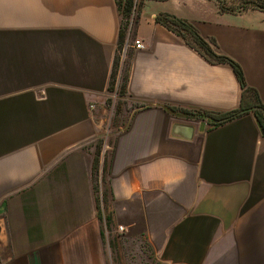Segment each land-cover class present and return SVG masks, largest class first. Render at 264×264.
Returning a JSON list of instances; mask_svg holds the SVG:
<instances>
[{"label": "crops", "instance_id": "obj_1", "mask_svg": "<svg viewBox=\"0 0 264 264\" xmlns=\"http://www.w3.org/2000/svg\"><path fill=\"white\" fill-rule=\"evenodd\" d=\"M161 13L213 40L264 102V12L144 0L124 56L134 108L101 131L116 0H0V264H115L130 237L159 264H264V135L250 110L191 115L235 111L243 91Z\"/></svg>", "mask_w": 264, "mask_h": 264}, {"label": "trees", "instance_id": "obj_2", "mask_svg": "<svg viewBox=\"0 0 264 264\" xmlns=\"http://www.w3.org/2000/svg\"><path fill=\"white\" fill-rule=\"evenodd\" d=\"M118 11L121 15V28L119 34L118 49H122L127 43V35L130 29V18L133 10H136L135 0H116ZM244 10L256 9L264 12V0H249L244 1ZM142 6V1H141ZM223 11H229L228 9H222ZM157 23L161 24L169 31L173 32L180 38H182L187 45L195 49L201 55H203L208 61L213 64L229 65L233 68V71L242 88V99L240 108L221 115H216L208 112H197V114H191L192 116H200L210 118L213 120L212 126L224 123L239 116L244 111H253L257 125L264 135V102L262 101L258 91L250 87L246 82L243 69L232 59L227 56L221 55L216 50V44L213 40L207 41L202 38L197 28L187 20L178 18L175 15L161 13L156 18ZM126 86V84H125ZM125 89V87H124ZM96 168V162L94 169ZM107 222H110V218H106Z\"/></svg>", "mask_w": 264, "mask_h": 264}, {"label": "rangeland", "instance_id": "obj_3", "mask_svg": "<svg viewBox=\"0 0 264 264\" xmlns=\"http://www.w3.org/2000/svg\"><path fill=\"white\" fill-rule=\"evenodd\" d=\"M141 1L143 4L144 0H135V2L137 3V8L136 10H133V13L131 15L130 28L133 26L134 22L137 19V16L139 15ZM244 1L245 0H215L220 9H228L229 12L233 13H241L246 11L243 9ZM124 49L125 46L122 49H118L115 58L108 98L103 101L100 108L99 106L95 108V117L103 120L101 131L104 132L117 130L123 124V120H125L128 113L134 108V106H129L127 101L123 98L124 87L127 80L126 78L128 66L127 60L124 57L127 55L128 50L124 54ZM98 109L100 110L98 111ZM113 236L114 235L112 233H109L107 231V243L109 242L110 246H113ZM110 251L111 257L115 264H117V262L119 261L120 264L121 262L122 264H159L156 261L155 256L151 252L146 251L140 240L134 237H130L124 240V243H121L120 250L115 249Z\"/></svg>", "mask_w": 264, "mask_h": 264}, {"label": "built area", "instance_id": "obj_4", "mask_svg": "<svg viewBox=\"0 0 264 264\" xmlns=\"http://www.w3.org/2000/svg\"><path fill=\"white\" fill-rule=\"evenodd\" d=\"M134 46H135L136 49H144V47H145L144 44H143V42L140 41V40H136V41L134 42ZM127 48H128V43L125 44V49L123 50L124 54H125ZM119 230H120V231H123L124 228H123L122 226H120V227H119Z\"/></svg>", "mask_w": 264, "mask_h": 264}, {"label": "water", "instance_id": "obj_5", "mask_svg": "<svg viewBox=\"0 0 264 264\" xmlns=\"http://www.w3.org/2000/svg\"><path fill=\"white\" fill-rule=\"evenodd\" d=\"M204 126H205V124H204ZM203 130H204V128H203Z\"/></svg>", "mask_w": 264, "mask_h": 264}]
</instances>
